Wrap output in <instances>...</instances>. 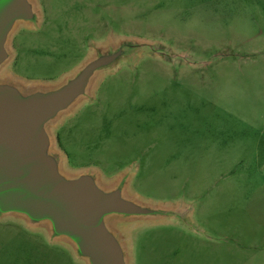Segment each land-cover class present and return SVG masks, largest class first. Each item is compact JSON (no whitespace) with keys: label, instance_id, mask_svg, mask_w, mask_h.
Returning a JSON list of instances; mask_svg holds the SVG:
<instances>
[{"label":"rangeland","instance_id":"1","mask_svg":"<svg viewBox=\"0 0 264 264\" xmlns=\"http://www.w3.org/2000/svg\"><path fill=\"white\" fill-rule=\"evenodd\" d=\"M34 2L1 72L26 89L58 87L96 48L146 44L52 128L72 173L123 177L145 205L180 208L113 217L132 264H264V0ZM0 264L86 263L47 225L9 215Z\"/></svg>","mask_w":264,"mask_h":264},{"label":"water","instance_id":"2","mask_svg":"<svg viewBox=\"0 0 264 264\" xmlns=\"http://www.w3.org/2000/svg\"><path fill=\"white\" fill-rule=\"evenodd\" d=\"M34 1L0 0V216L47 225L52 238L71 243L86 264H131L126 229L113 217L164 219L180 216V208L145 205L123 177L109 184L97 170L66 171L52 128L93 95L104 71L146 44L125 40L96 48L58 87L26 89L1 72L13 54L9 42L16 26L40 15Z\"/></svg>","mask_w":264,"mask_h":264},{"label":"crops","instance_id":"3","mask_svg":"<svg viewBox=\"0 0 264 264\" xmlns=\"http://www.w3.org/2000/svg\"><path fill=\"white\" fill-rule=\"evenodd\" d=\"M55 144H56V146L58 147H56L57 148V150L63 155V158H64V163H63V165H64V168H65V170L66 171H68V172H71L69 169H68V166H67V162H66V156L64 155V153L61 151V149L59 148V146H58V142H57V138L55 137ZM261 150V146L260 147H258V151H260ZM84 170H90V169H84ZM80 171H83V170H80ZM77 172H79V171H77ZM128 191H129V193L132 195V196H135V194L134 193H132V191L130 190V188L128 189ZM264 214V213H263ZM129 246V245H128ZM130 255H131V251H130ZM183 257H186V256H183ZM131 264H132V257H131Z\"/></svg>","mask_w":264,"mask_h":264}]
</instances>
